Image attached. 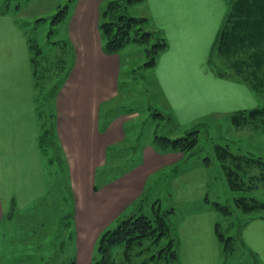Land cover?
Wrapping results in <instances>:
<instances>
[{
    "label": "crops",
    "instance_id": "0c3cea01",
    "mask_svg": "<svg viewBox=\"0 0 264 264\" xmlns=\"http://www.w3.org/2000/svg\"><path fill=\"white\" fill-rule=\"evenodd\" d=\"M103 1L73 3L67 41L74 61L54 98L50 119L43 118L36 104L28 36L16 16L0 10V236L3 224L13 226L17 217L34 212L36 204L47 203L51 191L45 162L49 161L56 164L55 174L64 176L72 196L68 226L72 241L84 251V264H91L101 234L121 218L137 213L150 198L153 211L161 207L164 180L169 182L174 216L184 215L193 198L195 169L189 167L172 178L168 173L178 172L187 161L186 152L159 145L154 138L140 141L139 133L127 129L135 124L128 121L137 113L111 107L120 95L122 57L104 49L99 29ZM227 7V0L137 2L134 15L147 18L146 28L168 41L153 72L162 107L171 111L181 128L210 115L228 116L260 104L247 84L221 76L209 65ZM43 119L52 120L58 144L51 156L41 149ZM125 150L128 156L122 159ZM204 165L209 164L204 161L198 168ZM204 182L199 205L175 224L181 264H219L222 255ZM5 233L0 240L7 239ZM242 233L256 264H264V218L251 219Z\"/></svg>",
    "mask_w": 264,
    "mask_h": 264
},
{
    "label": "rangeland",
    "instance_id": "374dc122",
    "mask_svg": "<svg viewBox=\"0 0 264 264\" xmlns=\"http://www.w3.org/2000/svg\"><path fill=\"white\" fill-rule=\"evenodd\" d=\"M75 1L71 0L68 14L62 21L53 22L54 16L59 11L58 6L68 3L69 0H0V10H9L16 16L17 24L21 26L28 39L43 48L45 52V55L39 57L40 67L37 83L33 77L36 104L38 111H42L43 118H47V113L51 116L49 111H53L54 106V97H50L53 94L52 90L60 84L66 72L71 69V61H74V58L71 60L69 57L65 64L62 62L65 56L61 54V44L67 40V18L71 16ZM110 1L112 0H104L101 10ZM136 6V2L129 4L128 11L130 14H135ZM145 47L143 44L130 42L120 52L122 57L120 95L111 104V107L121 113L125 111L137 113L136 118H131L128 121L129 124H135L128 125L127 129L128 132L139 133L140 141L153 140L155 133L160 136L177 138L185 135L188 131H199L196 136V146L186 153L187 161L177 168V173L168 172L172 178L189 167L195 169L192 174V203L183 209L184 215L179 213V216H174L172 214V220L177 225L178 218L181 220V216H186L189 209L199 205L198 192L206 181L208 196L214 209L211 208L216 221L220 224V230L226 236H233L234 238V252L227 255L222 252L219 264L225 262L229 264L231 260L243 264H256L255 256H251L242 233L243 228L247 225V215L237 205L236 199L240 196H255L264 201V179L254 177L260 173L261 168L254 164H243V173L241 176L238 175L237 180L246 189H232L226 171L221 166L222 162L216 159L215 155L217 156L218 153L216 150L218 145H228L236 153L243 154L245 151H251L253 155L262 156L264 159V126L261 125L262 127H260V125L252 123V125L247 124L238 127L233 123L231 115H210L203 120H196L193 124L181 128L176 119L171 121V111L167 108L164 110L165 107H162L165 103L162 101V95L156 86L157 80L153 67L146 68L143 66L147 60ZM225 61L227 60L225 59ZM209 65L217 71L211 63ZM256 97L258 102L264 105V93L257 92ZM157 111L163 112L166 121L153 114ZM180 129L182 130L180 131ZM128 151L125 150L120 153L122 159L127 158ZM207 156L211 157V160L208 161L209 165H204L205 167L202 169L198 168ZM55 167L56 164L53 165L49 161L45 162L49 191H51L47 205L44 202L36 204L37 208L34 212L27 211L28 214L17 217V222L15 221L13 226L7 223L1 227L0 238L3 237V233L8 232L5 233L7 239L0 240V264H66L72 259L76 261V264L85 263L83 261L84 251L78 244L76 245L75 240L72 241V233L68 226L69 212H72L74 208L73 199L68 188L64 185V176L59 172L56 175ZM204 174L208 178H205ZM100 177L99 171V181ZM168 186L169 182L166 179L160 187L162 197L160 205L163 210L172 207ZM150 199L137 213L143 212L149 216H154ZM214 202L223 204L227 211L217 210ZM177 212H180V208L177 209ZM117 225L118 223L112 226V229ZM177 228L178 226H176V231ZM220 244L223 247L222 242ZM99 256L98 248H96L91 264Z\"/></svg>",
    "mask_w": 264,
    "mask_h": 264
},
{
    "label": "trees",
    "instance_id": "16d2710c",
    "mask_svg": "<svg viewBox=\"0 0 264 264\" xmlns=\"http://www.w3.org/2000/svg\"><path fill=\"white\" fill-rule=\"evenodd\" d=\"M139 1H110L101 10L99 29L104 40L105 51L119 53L130 42L143 44L146 46L147 58L143 66L154 67L158 55L168 47V41L160 32L146 28L147 18L129 13V4ZM227 1V12L214 41L209 63L216 68L217 74L243 82L256 93H264V0ZM70 3L71 0L58 6L59 11L54 16L53 22L62 21L67 16ZM68 43L64 40L61 44V54L65 56L62 61L64 64L69 57L73 60L74 55ZM29 47L32 73L37 83L39 57L45 55V52L31 40H29ZM71 62L73 65V61ZM69 72L70 69L60 84L53 88V94L50 97L55 98ZM40 113L42 114V111ZM49 113L52 115L53 111ZM153 114L166 121L163 112L157 111ZM47 115L50 119L51 116L48 113ZM230 115L233 123L238 127L252 125V123L260 127L264 126V105L261 103L255 108L240 110ZM49 119H43L40 136L41 149L47 156H51V152L54 154L58 146L54 126ZM173 119L174 117L171 116V121ZM198 132V130L188 131L177 138L155 133L154 142L188 153L197 144ZM216 150L218 153L215 157L222 162L221 166L226 171L232 189H246L237 180L238 175L241 176L243 173V164L258 165L261 170L254 177L264 179L262 156L253 155L251 151H245L243 154L236 153L228 145H218ZM209 160L211 157L204 158L207 163ZM236 201L247 215V223L257 217L264 218V201L255 196H240ZM214 206L217 210L227 211L220 202H214ZM154 213V216L143 212L129 215L121 219L115 228L103 232L97 245L100 256L92 264H181L179 237L172 220L174 210L155 207ZM216 232L222 242L223 254L231 253L234 249L233 236H226L220 230L219 222L216 223ZM66 264H75V260L72 259Z\"/></svg>",
    "mask_w": 264,
    "mask_h": 264
}]
</instances>
